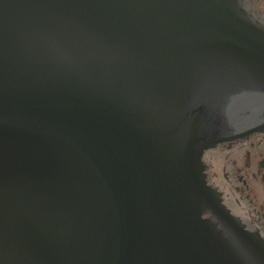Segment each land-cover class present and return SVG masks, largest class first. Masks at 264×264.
<instances>
[{
    "label": "water",
    "instance_id": "95a60500",
    "mask_svg": "<svg viewBox=\"0 0 264 264\" xmlns=\"http://www.w3.org/2000/svg\"><path fill=\"white\" fill-rule=\"evenodd\" d=\"M261 111L240 0H0V264H264L202 161Z\"/></svg>",
    "mask_w": 264,
    "mask_h": 264
},
{
    "label": "flooded vegetation",
    "instance_id": "af4514ba",
    "mask_svg": "<svg viewBox=\"0 0 264 264\" xmlns=\"http://www.w3.org/2000/svg\"><path fill=\"white\" fill-rule=\"evenodd\" d=\"M240 1L248 18L264 28V0ZM243 122L227 124L219 136L227 140L204 152V173L230 214L264 242V111Z\"/></svg>",
    "mask_w": 264,
    "mask_h": 264
}]
</instances>
